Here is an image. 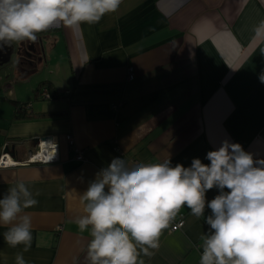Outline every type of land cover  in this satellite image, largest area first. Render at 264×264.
<instances>
[{
    "label": "crops",
    "instance_id": "crops-1",
    "mask_svg": "<svg viewBox=\"0 0 264 264\" xmlns=\"http://www.w3.org/2000/svg\"><path fill=\"white\" fill-rule=\"evenodd\" d=\"M261 20L264 0H122L96 24H57L39 33L30 53L24 49L29 41L17 43L18 58L36 64L33 73L46 70L31 83L18 69L6 74V62L0 63V158L8 153L17 162L0 166V194L22 180L38 200L25 210L33 237L23 253L27 264H89V233L75 223L83 214L80 197L114 157L130 166L168 157L173 166L187 167L192 158L207 164L205 154L224 139L264 157V83L258 78L264 44L252 31ZM44 87L50 98L39 95ZM41 136L56 144L55 161L27 163L49 148L33 141ZM21 140L26 147L19 145L15 156L11 145ZM74 148L83 160L75 159ZM216 194L208 191L207 199ZM180 217L185 224L171 230ZM6 230L0 226V264H15L22 246L9 247ZM207 230L203 218L183 207L159 248L139 259L199 264Z\"/></svg>",
    "mask_w": 264,
    "mask_h": 264
},
{
    "label": "clouds",
    "instance_id": "clouds-1",
    "mask_svg": "<svg viewBox=\"0 0 264 264\" xmlns=\"http://www.w3.org/2000/svg\"><path fill=\"white\" fill-rule=\"evenodd\" d=\"M122 0H0V49L12 43L35 42L57 24L75 28L96 24L119 9ZM264 44V20L252 29ZM192 32H195L193 27ZM264 83V72L259 75ZM53 150L55 143L41 141ZM207 164L192 158L189 166L162 162L128 165L114 157L87 182L75 223L88 231L85 258L89 264H143L181 208L208 230L201 236L199 264H264V157L224 139L205 154ZM217 194L210 200L206 193ZM39 195V193H35ZM38 204L22 181L0 194V226L11 248L22 246L15 264H27L23 253L32 245V218L25 212ZM206 210L210 212L206 215Z\"/></svg>",
    "mask_w": 264,
    "mask_h": 264
},
{
    "label": "built area",
    "instance_id": "built-area-1",
    "mask_svg": "<svg viewBox=\"0 0 264 264\" xmlns=\"http://www.w3.org/2000/svg\"><path fill=\"white\" fill-rule=\"evenodd\" d=\"M127 69H128L127 79L128 80H131L134 77L133 68L128 67ZM39 95L40 96H43L45 98H50L51 97L50 94H49V92H48V89L46 87H44L40 91V94ZM66 139H67L68 143H70L72 145L74 144L71 134H67L66 135ZM55 146H56V144H55ZM44 148H46V147H44ZM51 151H52V149H50V148L45 149V150H42V151L39 149V150H37L35 153H33L30 156V158L28 159L29 161H27V163H30V161L31 162H43V161H45V157L46 156H43V155L40 156V154H42L44 152V153L47 154V156H49V155H51ZM7 154L4 153V155H2V157L0 158V166L1 167L12 164V163H10V162L7 161L8 160L6 158L7 157ZM74 155H75V159H77V160H83L84 159L81 151L79 149H77V148H74ZM56 157L57 156L54 154L53 158L50 161H55ZM14 163L16 164L17 162H14ZM172 224L173 225L171 227V230H178V228H181L185 223H184V219L182 217H180L177 221H174Z\"/></svg>",
    "mask_w": 264,
    "mask_h": 264
},
{
    "label": "rangeland",
    "instance_id": "rangeland-1",
    "mask_svg": "<svg viewBox=\"0 0 264 264\" xmlns=\"http://www.w3.org/2000/svg\"><path fill=\"white\" fill-rule=\"evenodd\" d=\"M5 64L6 65H4L3 69L5 68L4 72L6 71L7 72L6 74H10V75L13 74V76H14L15 71L18 69L20 75L23 73L26 75V77H25L26 79L28 77L30 78L26 82H31V83H34L36 78H38L39 75L43 73V71H46L45 69L43 70L41 68V70L39 69V70L35 71L37 73H33L34 68L36 67V64L34 65V67H32L33 63L32 62L30 63L29 60H26L24 58H18L15 60V57H12L11 59L7 60ZM10 75H9V79L13 78ZM0 76H3V70L0 72ZM25 78L20 77V79H25ZM35 88H37V85L35 86Z\"/></svg>",
    "mask_w": 264,
    "mask_h": 264
},
{
    "label": "water",
    "instance_id": "water-1",
    "mask_svg": "<svg viewBox=\"0 0 264 264\" xmlns=\"http://www.w3.org/2000/svg\"><path fill=\"white\" fill-rule=\"evenodd\" d=\"M33 46V43H32ZM13 43L10 46H4L2 49H0V60L1 62H6L9 60L11 54L13 53ZM17 49L19 50V46L17 45ZM47 136H41V137H33V141L35 144L39 141H42L43 139H46ZM23 142H18L17 146H14L13 144L11 145V149L14 150L15 148H18L19 145H22ZM8 147L6 148L5 152H8ZM48 162H53V161H48Z\"/></svg>",
    "mask_w": 264,
    "mask_h": 264
},
{
    "label": "flooded vegetation",
    "instance_id": "flooded-vegetation-1",
    "mask_svg": "<svg viewBox=\"0 0 264 264\" xmlns=\"http://www.w3.org/2000/svg\"><path fill=\"white\" fill-rule=\"evenodd\" d=\"M26 45L24 46V49H25V51H27L28 53H30L32 50H34V48L32 47V42H26L25 43ZM13 53L11 54V56H10V58L9 59H11L12 57H15V59L17 58L18 59V54L20 53H22L23 51H22V49H17V43H13ZM0 63H2L1 62V60H0ZM22 142H23V144L22 145H24L25 147H26V145H25V140H21ZM21 141H19V142H21ZM18 144V143H17ZM17 144H13L14 146H17ZM18 150V148H15L14 150H12L13 151V155H15V156H17L18 155V153L20 152L19 150Z\"/></svg>",
    "mask_w": 264,
    "mask_h": 264
},
{
    "label": "bare ground",
    "instance_id": "bare-ground-1",
    "mask_svg": "<svg viewBox=\"0 0 264 264\" xmlns=\"http://www.w3.org/2000/svg\"><path fill=\"white\" fill-rule=\"evenodd\" d=\"M42 155H43V156H47V154L44 153V152H43L42 154H40V156H42ZM7 161L10 162V163H12V164L15 162V161H14L13 159H11V158H8ZM14 164H15V163H14Z\"/></svg>",
    "mask_w": 264,
    "mask_h": 264
}]
</instances>
